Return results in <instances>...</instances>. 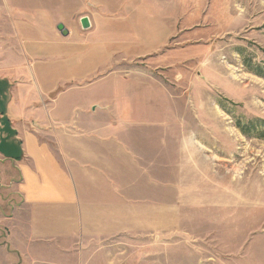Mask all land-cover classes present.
<instances>
[{
    "label": "crops",
    "instance_id": "1",
    "mask_svg": "<svg viewBox=\"0 0 264 264\" xmlns=\"http://www.w3.org/2000/svg\"><path fill=\"white\" fill-rule=\"evenodd\" d=\"M24 2L0 0V178L8 182L0 190L11 201V249L30 264H208L209 239L181 238L174 211L185 198L182 171L199 159L185 107L173 108L172 123L164 109L124 103L120 92V103L99 102L104 94L90 86L106 79H93L92 60L47 68L46 47L27 36ZM109 8L96 14L117 18ZM87 18L90 29L100 19Z\"/></svg>",
    "mask_w": 264,
    "mask_h": 264
},
{
    "label": "rangeland",
    "instance_id": "2",
    "mask_svg": "<svg viewBox=\"0 0 264 264\" xmlns=\"http://www.w3.org/2000/svg\"><path fill=\"white\" fill-rule=\"evenodd\" d=\"M104 3L113 4L109 11L117 18L96 14ZM24 5L27 36L46 47L41 55L47 68L61 58L92 60L93 79H106L90 86L95 97L104 94L99 102L113 97L120 103L115 93L120 92L124 103L164 109L172 123L179 121L173 108L185 107L184 133L199 159L182 171L185 198L174 209L182 220L179 236L208 238V264H264V138H258L264 134V78L254 73L264 71V0H25ZM84 17L100 19L84 30ZM155 18L167 22L154 24ZM62 21L72 33L67 39L57 29ZM250 124L256 125L250 136L238 128ZM10 203L0 190V264H30L8 242Z\"/></svg>",
    "mask_w": 264,
    "mask_h": 264
},
{
    "label": "trees",
    "instance_id": "3",
    "mask_svg": "<svg viewBox=\"0 0 264 264\" xmlns=\"http://www.w3.org/2000/svg\"><path fill=\"white\" fill-rule=\"evenodd\" d=\"M254 73L256 75L264 78V71L261 68H256L254 70ZM263 126H264V124H263ZM238 128L241 130V132L244 135L250 136L252 129H256V125L255 124H252V125L250 124V126H248V127H246V126L245 127L244 126L241 127L240 125H238ZM258 138H264V134L258 136Z\"/></svg>",
    "mask_w": 264,
    "mask_h": 264
},
{
    "label": "water",
    "instance_id": "4",
    "mask_svg": "<svg viewBox=\"0 0 264 264\" xmlns=\"http://www.w3.org/2000/svg\"><path fill=\"white\" fill-rule=\"evenodd\" d=\"M81 26L84 30H88L91 28L90 21L87 17L81 19ZM58 31L65 37L69 35V32L65 29L64 25L62 24L58 26Z\"/></svg>",
    "mask_w": 264,
    "mask_h": 264
}]
</instances>
